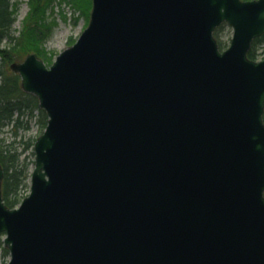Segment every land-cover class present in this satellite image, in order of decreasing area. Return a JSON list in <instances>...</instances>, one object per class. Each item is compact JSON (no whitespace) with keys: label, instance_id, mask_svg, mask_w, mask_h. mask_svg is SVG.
Listing matches in <instances>:
<instances>
[{"label":"water","instance_id":"obj_1","mask_svg":"<svg viewBox=\"0 0 264 264\" xmlns=\"http://www.w3.org/2000/svg\"><path fill=\"white\" fill-rule=\"evenodd\" d=\"M92 3L51 66L11 64L48 121L18 209L0 164L8 264H264V0Z\"/></svg>","mask_w":264,"mask_h":264},{"label":"rangeland","instance_id":"obj_2","mask_svg":"<svg viewBox=\"0 0 264 264\" xmlns=\"http://www.w3.org/2000/svg\"><path fill=\"white\" fill-rule=\"evenodd\" d=\"M30 1L31 0H10V10L14 19L12 34L16 37L17 41L23 40L25 48L30 50V53L36 54L50 66L59 53L75 43L84 29L88 26L92 7L87 15L86 8L84 6L81 7V2H79L80 6L78 7V4L77 6L73 4V6L70 0L44 1L40 5L41 10L37 11L39 14H37L36 17V29L38 35H40V39H38V42L35 44H32L30 39L34 38L33 32L24 34L28 19L31 15H34ZM215 37L222 50L227 49L233 37V28L228 24H224L215 32ZM4 47H9V41L7 39H4L1 43V48ZM256 51L258 53L257 60H262L264 58V43L258 45ZM26 56L19 57L15 62L23 61ZM43 58H47V60ZM11 63H6V67L9 70H11ZM0 67V69H5L2 68V66ZM27 120L28 117H24L25 125ZM28 124L29 128H20L17 135H15V132L13 133L11 124L6 125L3 130L0 131V141H4V144L13 143L18 151H23L22 157L26 158L30 172L32 173L35 168L34 144L43 132L42 123L38 117V111H35V116L28 121ZM25 147L28 148L24 150ZM28 183L29 188L24 192L25 195L30 192V180ZM0 245V264H8L10 256H5L3 253V247L5 246L2 238L0 239Z\"/></svg>","mask_w":264,"mask_h":264},{"label":"trees","instance_id":"obj_3","mask_svg":"<svg viewBox=\"0 0 264 264\" xmlns=\"http://www.w3.org/2000/svg\"><path fill=\"white\" fill-rule=\"evenodd\" d=\"M44 1L46 0L30 1L34 15H31L28 19L24 34L33 32L34 38L30 39L28 37L32 44H35L40 39L36 29V17L39 14L37 11L41 10L40 5ZM70 2L72 5L77 6L78 4V7L80 6L79 2H81V7L84 6L86 8L87 15L92 7V0H70ZM13 23L10 0H0V66L6 69H0V131L6 125L11 124L13 133L15 132V135H17L20 128H29L28 121L35 116V111H38V117L41 120L42 129H44L47 124V114L39 108L37 97L22 90L20 76L6 67V63H11L19 57H24L30 53V50L25 48L23 40L17 41L12 34ZM4 39L9 41V47L1 48V43ZM263 43L264 35L253 42L252 49L248 52L250 59H257L256 47ZM43 59L47 60V58ZM24 117H28L26 125L24 124ZM0 142V163L4 170L2 181L3 200L8 207L15 208L26 196L24 192L29 188L28 182L31 172L26 158L22 157L23 151H18L13 143L4 144V141ZM27 148L25 147L24 150ZM3 253L5 256H9V251L5 247H3Z\"/></svg>","mask_w":264,"mask_h":264}]
</instances>
